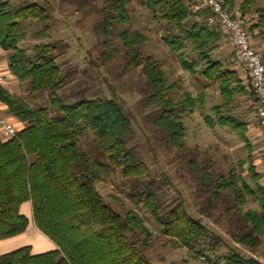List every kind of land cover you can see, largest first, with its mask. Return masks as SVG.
Returning a JSON list of instances; mask_svg holds the SVG:
<instances>
[{
    "label": "trees",
    "instance_id": "16d2710c",
    "mask_svg": "<svg viewBox=\"0 0 264 264\" xmlns=\"http://www.w3.org/2000/svg\"><path fill=\"white\" fill-rule=\"evenodd\" d=\"M103 1L107 5L104 27L109 33L115 23L129 20V0ZM146 1L166 21L169 33L164 40L182 67L219 85L224 102L212 107L213 113L219 116L218 123L231 126L251 147L247 134L249 124L231 113L224 114V107L233 102L243 81L236 69L214 57L219 32L198 22L189 25L191 12L186 0ZM258 1L244 0L243 15ZM224 4L230 9L236 7L235 0H224ZM205 12L208 16L211 13L209 9ZM50 16V9L35 1L15 4L0 0V44L8 55L12 73L27 84L31 96L39 97L44 91L51 95L50 104L38 106L0 85V100L8 105L12 115L26 124L16 137L0 140V241L27 231L31 218L22 207L31 201L35 224L57 248L34 253L32 245H25L0 253V264H154L135 238L140 231L147 234L144 244L149 242L151 231L145 218L137 209L127 213L117 210L97 187L98 181L107 180V172L112 168L135 184L150 173L149 166L129 148L131 116L113 98L66 103L59 93L66 78L62 77L58 64L57 42H40L32 51L21 47L27 36L22 23L31 18L40 19L45 26L37 35L46 36L51 34ZM258 25L264 28L263 7ZM147 39L139 30L123 36L128 57L126 67H144L154 89L151 99L161 109L157 126L167 133L172 145L184 147L186 125L182 111L188 108L190 111L186 114L194 111L198 104H204L206 96L202 92L194 96L188 91L182 101L174 102L170 93L179 84L169 82L162 60L143 54L141 44ZM54 111L59 114L55 115ZM207 121L215 126L212 115L207 116ZM89 129L95 132L98 153L92 152L99 159L92 157L81 138ZM242 167L243 164L241 168H232L229 177L219 176L214 198L217 200L222 191L229 189L244 204L247 194L258 196L261 209L245 212L244 221L249 229L235 235L236 241L256 248L264 235V186L259 184L261 177L254 163L250 169L256 172L252 177L258 182V191L245 182ZM240 180L246 192L239 187ZM146 195L133 197L138 205L145 201L173 246L193 247L209 235L210 229L190 213L185 202H178L161 213L155 203L156 195L153 192ZM221 240L219 237L214 240V248ZM224 259L226 264H264L236 251Z\"/></svg>",
    "mask_w": 264,
    "mask_h": 264
},
{
    "label": "rangeland",
    "instance_id": "374dc122",
    "mask_svg": "<svg viewBox=\"0 0 264 264\" xmlns=\"http://www.w3.org/2000/svg\"><path fill=\"white\" fill-rule=\"evenodd\" d=\"M9 1L15 4L35 1L50 9L51 34L37 35V32L45 26L40 19L25 20L22 26L27 36L21 47L32 51L40 42H57L58 64L61 67L62 77L66 78L65 85L59 93L66 103L97 97L113 98L118 100L131 116L133 128L128 145L136 157L149 166L150 173L135 184L131 179L123 177L119 170L112 168L107 172V180L98 181L97 187L117 210L127 213L131 209H137L145 218L146 225L151 231L150 240L144 244L143 240L147 234L140 231L135 238L154 264H226L224 258L233 251L263 262L264 235L256 248L235 239L236 234H242L249 229L244 221V213L250 209H261L258 196L247 194V202L244 204L236 199L234 191L229 189L220 193L218 201L214 198V193L218 190L219 176L225 174L229 177L230 170L241 168V164H243L241 172L245 182H248L253 190L258 191V182L252 177L254 174L256 176V172L250 169L252 163L255 164V170L260 177L264 176V138L261 139L257 114L258 97L249 80V90L244 93L246 96L243 97L239 91H236L233 102L229 104L230 106L224 107V114L231 113L251 125L247 132L251 147L246 145V141L231 126H222L218 123L219 116L213 113L212 107L224 102L219 85L204 79L203 76L197 77L182 67L164 40L169 33L166 21L159 17L146 0H129L127 4L129 20L115 23L109 33L104 27L107 5L103 0ZM186 2L191 12L189 25L198 22L217 30L219 38L214 44H219L220 40L224 44L229 41L231 36L226 34L221 25L208 24V14L201 7H197L198 1L186 0ZM247 22L254 37L253 25L249 23L248 17ZM135 30L141 31L148 38L141 44L143 54L153 55L162 60L165 63L169 82L179 84L170 93L174 102L182 101L184 93L188 91L194 96L201 92L206 96L202 106L198 104L189 114H186L188 110L190 111L189 108L187 111H182L186 125L184 147L172 145L167 133L157 126L156 119L161 109L151 99L154 89L144 67H126L128 57L123 36ZM262 44L264 45V41L261 42ZM218 46L213 51L214 57L226 59L222 57L224 54H220V49L217 50ZM261 50L264 57V51ZM227 51L228 56L236 58L232 61H240L235 44L234 49L228 47ZM4 54L7 53L4 51ZM193 56L195 55L192 54ZM226 60L222 61L229 66L230 63ZM11 84V92L20 94L31 103L38 106L50 104L51 95L47 91L35 97L29 94L26 83L15 79ZM58 114L55 112V115ZM209 115L214 117L215 126L208 123ZM246 118H249V122L244 120ZM81 138L86 150L93 158L99 159L97 154L92 152V150L96 152L97 145L99 146L94 130L89 129ZM242 182L239 181L240 188L243 187ZM242 189L244 192L247 191ZM150 192L156 195L155 203L161 213L178 202H185L190 213L210 229L209 235L197 241L193 247L173 246L164 227L154 217L145 201L138 205L133 197L134 194L147 197L146 194ZM35 237L26 234L24 237L10 240V243L5 242L4 245H0V249L2 248V253H5L25 244L34 245ZM218 237L222 240L218 247L214 248V240Z\"/></svg>",
    "mask_w": 264,
    "mask_h": 264
},
{
    "label": "built area",
    "instance_id": "2783aa9c",
    "mask_svg": "<svg viewBox=\"0 0 264 264\" xmlns=\"http://www.w3.org/2000/svg\"><path fill=\"white\" fill-rule=\"evenodd\" d=\"M206 9L210 10L207 22L210 26L221 25L229 33L234 42L238 54L247 67L251 86L258 97L257 114L260 123V131L264 138V57L256 50L252 35L249 30L247 18L242 13L231 11L224 4V0H201ZM4 48L0 44V85L8 83V75L3 68ZM20 128L9 118L0 114V133L4 139L16 137ZM206 258V257H204Z\"/></svg>",
    "mask_w": 264,
    "mask_h": 264
},
{
    "label": "crops",
    "instance_id": "0c3cea01",
    "mask_svg": "<svg viewBox=\"0 0 264 264\" xmlns=\"http://www.w3.org/2000/svg\"><path fill=\"white\" fill-rule=\"evenodd\" d=\"M195 1H198L197 7H199V8L201 7L202 10L205 11L206 8H205L203 2L201 0H195ZM243 1L244 0H235L236 7L231 9V10L234 12H238V13L243 14V12L241 11V4L243 3ZM261 7L264 8V0L258 1L257 4L254 6V8H252L250 11L246 12L245 16H247L248 19H250L249 23H251V26L253 25L252 26V31H253L252 34H255L254 37H252L253 44H254L256 50H258L260 53H263V52H261L262 51L261 49H263V51H264V45L263 44L261 45V42L264 41V28H261V25H258L259 19H260L259 17L261 14ZM196 21H198V20H196ZM226 34L228 35L229 33L227 32ZM228 36H230V35H228ZM230 38H229V41L226 42L225 44L220 40L219 44H218L219 48L217 50L220 49V52H221L220 54L221 55L224 54V56L222 55V57H225L227 59V60L226 59H222V60L228 61V63H230V65L233 63L231 66L229 65V67L234 68L239 72L240 77L242 78V81H243L242 87H239L240 88L239 93H241V95L244 97V95H245L244 93L248 92L246 90H249L248 80H249L250 85H251V77H250V73H249L247 67L245 66V64H243L244 62L242 61L240 56L238 57L240 59V61H238V62H234L236 59L234 56H228V51H227L228 47H233V49H234L233 41H232V39L230 40ZM218 59L221 60V58H218ZM232 60H234V61H232ZM2 65H3V68L6 70L8 78H9L8 83L5 85V87L11 91L12 81L15 79H18V78L12 73V71L9 67L7 54L3 55ZM256 97H257V95H256ZM0 114L9 118L10 120H12L17 125V127H19L20 129L25 127V125H26L25 122L19 120L16 116L12 115L11 112L9 111L8 105L1 100H0ZM244 120L248 121L249 118H246ZM249 126H251V125L249 124ZM2 139H4V138H3L2 134L0 133V140H2ZM261 139H263L262 131H261ZM261 184L264 186V176H263V178H261ZM22 209H23V212L26 213L29 216V218H31V220H30L31 224L29 225L27 231H25L24 233L19 234L17 236L1 240L0 245H4L5 242L10 243V240H12V239H18L20 237H24L26 234H30V235L36 236L35 237L36 241L34 244L35 247H34V245L31 244L33 247L34 253H38V252L40 253V252L49 251V250L57 248V244L52 239H50L47 235L43 234V232L35 224V222L33 220L32 202L31 201L25 202L23 204ZM33 227H36V228L34 229ZM25 245H30V244H25ZM25 245H22V246H25ZM15 249H17V248H15ZM38 249L39 250L45 249V250L44 251H37ZM0 253H2V250L0 251ZM5 253H7V252H5ZM262 253L264 254V250L262 251Z\"/></svg>",
    "mask_w": 264,
    "mask_h": 264
}]
</instances>
